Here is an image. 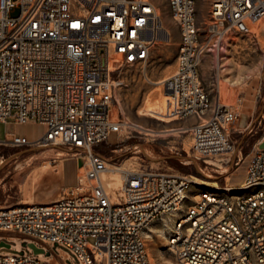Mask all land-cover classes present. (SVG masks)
<instances>
[{"label": "built area", "instance_id": "2783aa9c", "mask_svg": "<svg viewBox=\"0 0 264 264\" xmlns=\"http://www.w3.org/2000/svg\"><path fill=\"white\" fill-rule=\"evenodd\" d=\"M167 7L179 42L174 72L162 82L164 116L198 117L189 128L193 157L222 162L234 147L226 130L238 113L211 103L199 65L230 32L250 33L264 19V0H209L204 27L195 0H167ZM170 36L155 0H0V124L12 117L45 127L34 142L11 133L0 145L63 146L79 162L76 184L64 196L0 206V234L17 233L45 252L64 245L80 264H149L143 235L168 216L176 264H264V148L249 155L234 188L239 194L203 190L190 203L193 180L152 169L123 170L120 198L104 187L109 161L95 149L127 125L112 104L121 71H144L152 48ZM263 141L264 131L257 145ZM0 264L58 263L0 253Z\"/></svg>", "mask_w": 264, "mask_h": 264}, {"label": "rangeland", "instance_id": "374dc122", "mask_svg": "<svg viewBox=\"0 0 264 264\" xmlns=\"http://www.w3.org/2000/svg\"><path fill=\"white\" fill-rule=\"evenodd\" d=\"M155 2L158 4L164 26L169 29L171 36L168 41L154 47L158 48V51L167 49L171 55L162 60L159 52L152 51L144 71L140 66L124 67L120 74L123 85L114 90L112 104L113 111L117 112L120 120L127 125L122 126L119 132L111 134L107 141L99 144L95 150L108 159L109 165L132 171L152 169L193 180L194 187L190 188L189 197V202L192 203V196L199 191L209 190L220 194L226 191V187H239L249 155L258 147L255 140L260 138L264 131V22L251 27V32L246 35L230 32L221 42L220 48L206 51L201 58L199 75L204 90L210 95L211 103H214L218 91L220 103L230 105L238 113L237 120L229 126L232 131L229 139L234 144L232 152L224 156L222 162L211 160L204 163L193 157L190 148L192 139L189 128L199 121L198 117L165 123L156 115L147 112L154 99L164 101L162 87L156 82L174 71V59L178 52L174 43L177 39L179 42L177 27L169 17L167 0ZM195 11L197 24L204 27L209 20V0H195ZM18 13L19 10L14 9L11 16L15 17ZM243 96L252 100L251 110L242 108ZM249 128L250 133L247 132ZM44 131V125L39 122L29 120L25 123H15L13 118L9 117L5 124H0V139L4 138L6 133H12L28 142H34L43 136ZM141 148L148 149L158 159L148 157ZM237 155L241 158L238 166L234 164ZM67 159L71 160L66 162ZM0 161V206L12 205L20 200L28 201L29 196L37 194L38 200L41 201L50 199L52 194H55L57 199L76 184L77 160L72 157V152L63 146L0 145ZM62 161L66 162L63 166L62 183H75L64 188L54 182L57 165ZM124 169L107 174L115 180L108 187L111 197H121L118 190ZM199 169L210 176H203ZM195 178L214 182L219 189L201 186L196 183ZM48 181L53 183L44 188ZM229 194L239 192L231 189ZM164 221H155L151 226L158 231L150 232L149 237L143 235L149 264H169V261L176 263L173 253L167 247L171 224L168 217L164 218ZM1 241L9 247H0V253H32L27 245L28 239L17 233H2ZM36 244L42 246L39 242ZM59 252L63 255L58 256ZM51 256L58 264H80L75 253L61 244L46 247V252L38 255V258L46 259Z\"/></svg>", "mask_w": 264, "mask_h": 264}, {"label": "bare ground", "instance_id": "6f19581e", "mask_svg": "<svg viewBox=\"0 0 264 264\" xmlns=\"http://www.w3.org/2000/svg\"><path fill=\"white\" fill-rule=\"evenodd\" d=\"M165 28H166V26H165ZM166 29H168V28H166ZM225 39H226V37H225ZM221 47V44L219 45V47L218 48H220ZM223 48V47H222ZM175 65H176V61H175ZM175 69V68H174ZM174 72V71H173ZM172 72V73H173ZM171 73V74H172ZM170 74V75H171ZM170 75H168L167 77H169ZM167 77H165V78H163L162 80H160V81H157L156 83H159L160 85H161V87H162V82H163V80L164 79H166ZM165 105H164V101L162 102V101H160V100H158L157 98L156 99H154L153 100V102H152V104L150 105V107H149V109H148V113L150 112L152 115H156L157 117H159V119H161V120H163V121H165V123H170V122H172V121H174V120H172V119H168V118H166L165 116H164V112H165ZM171 130V129H170ZM138 151V150H137ZM141 151L142 152H144L148 157H150V158H152V159H158V157L157 156H154L153 154H152V152L151 151H149L148 149H145V148H141ZM0 163H2V161H0ZM123 166V165H122ZM122 169H124L123 167H117V166H114V165H109L108 166V170L105 172V173H103V175H102V179H103V183H104V187L106 188V190H109V184H111L113 181H115L114 180V177H108L107 176V174L109 173V172H111V171H114V170H122ZM124 170H128V169H124ZM223 171H225L226 172V170L224 169ZM222 171V172H223ZM199 172L203 175V176H205V177H209L210 175L207 173V172H204L202 169H199ZM196 179V178H195ZM196 183H198L199 185H201V186H205V187H209L210 189H215V190H217V189H219V186H216V184L214 183V182H209V181H207V180H203V179H196ZM212 185V186H210V185ZM229 188H231V189H234V188H236V187H229ZM195 199H197V196H195ZM21 203H27V204H32V203H36V202H30V201H22ZM166 217H168V216H164L163 217V220L162 221H164V218H166ZM166 221V220H165ZM164 221V222H165ZM152 231H158V229H154V228H152V226H150L149 227V230L148 231H145V233H144V235H146L147 237H149V233L150 232H152ZM163 236L165 235V234H163V232H160ZM169 264H176V263H173V262H168Z\"/></svg>", "mask_w": 264, "mask_h": 264}, {"label": "crops", "instance_id": "0c3cea01", "mask_svg": "<svg viewBox=\"0 0 264 264\" xmlns=\"http://www.w3.org/2000/svg\"><path fill=\"white\" fill-rule=\"evenodd\" d=\"M259 22L262 24L264 22V19H262ZM174 44H175V50H177L178 49V39L175 41ZM152 51L153 52H156V53L159 52L161 54L160 57H161L162 60L168 59L170 57V55H171V52L169 50H167V49H162V50H159L158 51V48L154 47L152 49ZM215 101H219L220 102V100H219V92L218 91L216 92V99H215ZM251 103H253L252 100L245 99L244 96L242 97L241 106H242L243 109L251 110L253 108V105L250 106ZM231 132H232L231 129H227L226 130V134H227V136L229 138H230ZM6 134H11V133H6ZM255 141L259 142L260 141V138L259 137L256 138ZM69 160H71V159H67L65 161L67 162ZM66 162H63L62 161L61 163H59L57 165V170L55 172L56 175H55V181L54 182H55V184H58V186L61 187V188L68 187V186H71V185H74L75 184V183H73V184L65 185V184L62 183V180H63V166H64V164ZM77 170H78V162H77V166H76V170H75V179L77 178ZM48 183H45V187L44 188H46V186H49L51 183H53V181H48ZM55 199H56L55 194H52L50 199H47L46 201H41V200H38V194H37V195H31V196H29L28 201H30V202H36V203H47V202L53 201ZM19 202H22V200H20Z\"/></svg>", "mask_w": 264, "mask_h": 264}, {"label": "water", "instance_id": "95a60500", "mask_svg": "<svg viewBox=\"0 0 264 264\" xmlns=\"http://www.w3.org/2000/svg\"><path fill=\"white\" fill-rule=\"evenodd\" d=\"M259 148H264V141L262 143H260L258 145ZM28 247L30 248V250L32 251L33 254L35 255H40V254H44L45 250L41 247H37L34 243L32 242H28ZM0 247H5L8 248L9 245L4 243L3 241L0 242Z\"/></svg>", "mask_w": 264, "mask_h": 264}]
</instances>
